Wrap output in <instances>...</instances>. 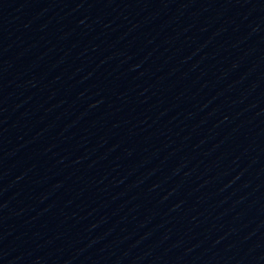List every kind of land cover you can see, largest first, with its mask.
Masks as SVG:
<instances>
[{"label": "water", "instance_id": "obj_1", "mask_svg": "<svg viewBox=\"0 0 264 264\" xmlns=\"http://www.w3.org/2000/svg\"><path fill=\"white\" fill-rule=\"evenodd\" d=\"M0 264H264V0H0Z\"/></svg>", "mask_w": 264, "mask_h": 264}]
</instances>
